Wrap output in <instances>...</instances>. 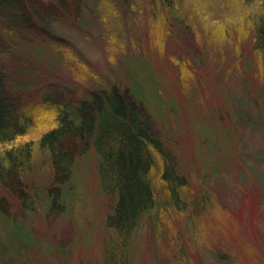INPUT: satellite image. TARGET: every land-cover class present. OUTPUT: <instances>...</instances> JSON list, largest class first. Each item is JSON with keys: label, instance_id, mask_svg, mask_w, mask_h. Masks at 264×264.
<instances>
[{"label": "rangeland", "instance_id": "1", "mask_svg": "<svg viewBox=\"0 0 264 264\" xmlns=\"http://www.w3.org/2000/svg\"><path fill=\"white\" fill-rule=\"evenodd\" d=\"M42 1L58 13L54 26L45 28L33 17L36 28L21 36L0 31L8 93L34 120L15 144L37 142L55 124L56 108L47 100L63 97L61 90L125 89L134 73L141 82L149 73L146 87L156 81L157 92L173 104L155 127L187 178L190 207L170 210L157 223L146 220L135 237L132 264H264V54L255 49L254 22L259 5ZM9 146L0 144V152ZM35 159L38 167L26 181L49 186L51 164L39 152ZM98 163L93 150L79 163L70 192L76 199L69 200L66 215L49 214L40 200L25 219L17 214L19 200L0 188V209L11 210L0 212V264H105L111 202L102 192ZM21 219L32 243L19 248Z\"/></svg>", "mask_w": 264, "mask_h": 264}, {"label": "trees", "instance_id": "2", "mask_svg": "<svg viewBox=\"0 0 264 264\" xmlns=\"http://www.w3.org/2000/svg\"><path fill=\"white\" fill-rule=\"evenodd\" d=\"M246 1L249 6L259 5L254 20L255 49L264 54V0ZM162 3L171 7L174 0H162ZM55 11L42 0H0V31L21 36L26 29L36 28L33 17L45 28L47 24L54 26L60 19ZM49 36L42 37L46 40ZM6 49L4 44L0 45V53ZM41 54L36 49L34 55L41 59ZM0 64V144L11 145L0 152V188L19 200L21 209L17 214L22 213L26 219L42 200L48 205L49 214L66 215L69 200L76 199L70 193L74 190L76 170L93 150L99 159L102 192L111 202L106 220L104 263L132 264L135 237L146 220L157 223L170 210L187 212L190 207L185 195L187 178L155 127L157 116L164 117L165 108L173 104H168L157 92L156 81L152 87H146L149 73L144 74L142 82L137 78L138 73H134L125 89L116 84L82 93L67 88L60 91L63 97L47 100L56 108L55 124L37 142L16 145L19 138L32 131L34 120L22 108L19 98L8 93L1 69L3 63ZM36 152L51 164L49 186L39 185L34 179L26 181L38 167ZM0 200L5 202L4 197ZM203 201L201 198V204ZM8 211L11 210L7 205L6 209H0L3 213ZM22 219L16 226V237L22 241L19 248L32 243Z\"/></svg>", "mask_w": 264, "mask_h": 264}]
</instances>
